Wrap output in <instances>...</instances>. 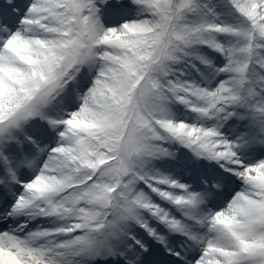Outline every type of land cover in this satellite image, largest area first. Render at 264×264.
<instances>
[{
    "label": "rangeland",
    "instance_id": "rangeland-1",
    "mask_svg": "<svg viewBox=\"0 0 264 264\" xmlns=\"http://www.w3.org/2000/svg\"><path fill=\"white\" fill-rule=\"evenodd\" d=\"M17 2L0 0V10H16ZM20 2L25 6L20 13V24L8 33L5 31L12 20L7 18L4 23L6 12H0V152L10 157L12 151L6 148L10 146L7 143L14 144L22 132H29L30 124L24 123H29L35 109L43 102H53L55 95L64 89L62 80L69 72L60 81L56 79V74L66 67L62 63L72 60L83 67V77L90 76L91 80L84 96L68 107L70 114H59L54 103L47 115L40 116L50 127V133L37 142L30 139L35 147L24 158L26 162L15 155L2 158L7 163L10 160L15 173L18 165L32 167L37 158L44 157L39 169L43 181L35 182V187L32 185L34 190L25 201L18 203L14 197L10 206L19 213L20 209L41 203L43 197L45 210L52 214V219L39 229L35 238L33 233L12 239L14 254L0 256V264H86L91 256L90 244L103 247L113 241L119 249L123 247L120 237L133 229L125 217L128 210L136 213L135 217L147 229L153 217L165 229L180 227L184 228L180 232L192 234L194 221L200 224L203 213L211 206L204 205L208 197L202 190L194 191L196 187L183 181L182 178L190 176L189 171L183 177L179 175L181 167L189 170L188 162L181 163L188 154L199 155L209 162L206 166L191 162L190 169L224 168V161L238 165L232 170L240 175L236 193L228 198L227 206L214 213L218 230L228 240L216 250L226 264H264V144L255 148L247 146L245 120L235 110V105L241 103L239 96L244 84L253 81L262 96L248 104L247 112L256 113V119L262 115L261 121L251 122L253 138L264 139V69L255 67L253 76L248 78L244 77L246 69L234 65L237 52L250 43L254 30H259L256 38L264 39V0H181L174 18H179L184 6V18L179 21L183 24L180 36L183 50L177 57L168 54L162 69L176 92L170 93L163 90L164 84L155 83L147 94L148 102L143 99L147 82L142 73L151 61L152 39L163 34L167 16L172 15L169 0H125L128 7L133 6L137 17L127 19L123 15L122 20L108 25L93 10L98 4L100 10L111 8L113 0ZM127 6L118 8L116 13L124 14ZM138 19L140 26L135 25ZM154 41L155 45L161 42ZM149 42L151 47L144 52L132 51L135 43ZM252 49L249 48L250 53ZM184 51L189 56L183 57ZM211 52L216 57H211ZM200 58L209 59L212 67L207 71L212 76L208 78L216 80V87L201 83L196 73L190 71L196 64L202 66ZM257 59L264 67V43L259 47ZM53 81L55 86L50 92L47 86ZM186 89L200 94L201 100H186L183 104L179 99L186 95ZM67 91V98L73 100L75 94ZM131 103L135 106L133 111L128 107ZM200 110L207 116L196 120ZM129 111L133 119L151 131L148 140L139 146L128 140V152L135 149L141 152L135 156L141 173L137 178L125 166L122 174H116L117 156L87 159L78 140L84 132L93 135L113 131L115 118H126ZM14 113V118L6 121ZM165 128H170V134L178 139L181 133L189 134L190 129H206V136L203 140L191 138L198 143L194 146L173 140L170 144L175 143L172 148L178 152L166 160L163 154L170 151L156 148L168 143L166 140L171 141L168 132L162 133ZM8 135L17 138L10 140ZM48 139H56L57 145L52 147L50 155H45L43 146ZM140 146L162 156L148 158ZM73 148L80 152V157ZM148 176L155 177L154 181L142 179ZM105 189L112 197L109 202L118 210L113 217L109 216V205L92 200L93 195L103 194ZM192 192L195 195H189ZM21 195V188L14 193L16 197ZM218 200L217 196L209 197L210 204ZM104 222L105 226H100ZM148 231L154 234L153 228Z\"/></svg>",
    "mask_w": 264,
    "mask_h": 264
},
{
    "label": "bare ground",
    "instance_id": "bare-ground-1",
    "mask_svg": "<svg viewBox=\"0 0 264 264\" xmlns=\"http://www.w3.org/2000/svg\"><path fill=\"white\" fill-rule=\"evenodd\" d=\"M96 7H98V8H96ZM99 7H100L99 4L96 5L95 8H94V12H97L99 17L106 21L105 22L106 24H109V23H112V22L114 23V22L120 21L122 19L121 17H115L114 14L112 15L111 14V13H113L112 11H110V10L105 11L104 9L100 10ZM143 11L148 12L149 10L147 8L146 9L143 8ZM10 15L13 16V17H16V18L18 17L17 14H15V13H11ZM142 15L143 14L141 13L140 19L142 18ZM124 17L127 18V19H129V18H133L134 19V18L137 17V14L133 11V6L129 7V12ZM16 18H15V22L13 24V26H15V27H17L20 24V20L17 21L18 18L17 19ZM135 25L140 26L139 19H138V21H136ZM9 31H11V28L8 29L5 33H8ZM80 72H81V70L75 71L72 74H70L68 76V78L66 79L68 81L65 80V82H68L66 85H71L72 84V86H76L77 87L78 86L77 82H78V80L80 79V76H81V75H79ZM85 85H86V83H85ZM69 93L72 94L73 92L70 91ZM61 102H62V100H61ZM31 131L33 132V130H31ZM43 178H44V175L42 177H37L36 180L33 181V182L43 181ZM14 186H16V185L14 184ZM35 186H36V184L34 185V187ZM34 187L25 186L23 191H24L25 194H28L29 192L33 191ZM36 210H37L36 208L30 209L27 218L29 219L30 217H33L35 215ZM18 219H19V221H20V219L22 220V218L17 216L14 219H12V222H14L15 220H18ZM47 219H48V216L37 217L35 219V221L32 223V225L35 224L36 222L43 223V222L47 221ZM4 224L8 225L7 223H4ZM4 227H6V226H4ZM210 238H211V234H206L205 235V237L203 239V243H204L205 246L209 243ZM154 247H156V246H154ZM11 249L12 248H11V245L9 244V242H8V237L4 236V234L1 233L0 234V256L4 257V256L13 255L14 254L13 253L14 250L11 251Z\"/></svg>",
    "mask_w": 264,
    "mask_h": 264
}]
</instances>
